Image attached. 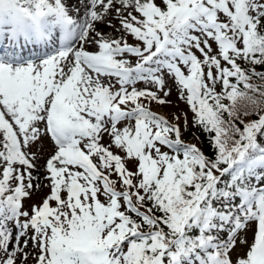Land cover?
Here are the masks:
<instances>
[{
  "label": "snow or ice",
  "instance_id": "6c2138e0",
  "mask_svg": "<svg viewBox=\"0 0 264 264\" xmlns=\"http://www.w3.org/2000/svg\"><path fill=\"white\" fill-rule=\"evenodd\" d=\"M0 264H264V0H0Z\"/></svg>",
  "mask_w": 264,
  "mask_h": 264
},
{
  "label": "rangeland",
  "instance_id": "374dc122",
  "mask_svg": "<svg viewBox=\"0 0 264 264\" xmlns=\"http://www.w3.org/2000/svg\"><path fill=\"white\" fill-rule=\"evenodd\" d=\"M173 103L170 106H167L164 111L166 113H172V112H178V110L180 111V109L183 107L184 103L181 101H178L176 99L175 94H173V96L171 97ZM177 108V109H176ZM46 147V146H45ZM41 163H43V160L41 161ZM45 192L47 191V189L44 190ZM43 195V193H38L36 195L33 196V201H30L29 203L32 202H38L40 197Z\"/></svg>",
  "mask_w": 264,
  "mask_h": 264
},
{
  "label": "trees",
  "instance_id": "16d2710c",
  "mask_svg": "<svg viewBox=\"0 0 264 264\" xmlns=\"http://www.w3.org/2000/svg\"><path fill=\"white\" fill-rule=\"evenodd\" d=\"M189 116L191 117V114L189 113ZM191 119V118H190ZM190 129L197 135V136H199V143L201 142V141H203V143H200V145L202 146V147H205V145H206V139H205V137H204V135L201 133V132H199V130H197V129H192L191 127H190ZM191 142H193V143H197V141L196 140H193L192 138H191V140H190Z\"/></svg>",
  "mask_w": 264,
  "mask_h": 264
}]
</instances>
